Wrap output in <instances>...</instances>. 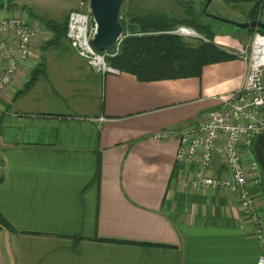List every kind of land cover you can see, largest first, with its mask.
<instances>
[{
	"label": "crops",
	"instance_id": "1",
	"mask_svg": "<svg viewBox=\"0 0 264 264\" xmlns=\"http://www.w3.org/2000/svg\"><path fill=\"white\" fill-rule=\"evenodd\" d=\"M38 1L0 0V19L36 30V55L0 94V216L12 229L0 227V264H256L264 192L248 167L252 148L241 158L256 224L237 193L193 188L199 166L177 162L176 138L155 137L204 122L221 108L214 97L241 88L253 33L216 27L213 42L236 60L143 83L96 74L66 37L44 49L52 34ZM5 65L0 55V73ZM36 68L44 72L20 92ZM203 173L228 174L221 159Z\"/></svg>",
	"mask_w": 264,
	"mask_h": 264
},
{
	"label": "built area",
	"instance_id": "2",
	"mask_svg": "<svg viewBox=\"0 0 264 264\" xmlns=\"http://www.w3.org/2000/svg\"><path fill=\"white\" fill-rule=\"evenodd\" d=\"M166 33L188 40L203 39L193 28L184 25ZM7 34L14 39V48L1 39V36ZM94 34L95 25L89 12L72 11L68 14L66 39L75 53L100 76L120 74L106 60L118 53L121 41L129 34H121L111 52H99L92 46ZM134 35L141 36L144 33ZM35 36L36 30L21 17L0 19V55L6 61L5 68L0 73V94L9 85L17 67L36 55L31 46ZM244 52L247 67L243 84L234 94L214 97L221 106L219 111L210 114L204 122L197 125L169 130L155 137L176 138L177 162L195 163L199 166L200 169L191 181L193 188H223L237 193L243 210L256 224L257 216L252 196L247 189L246 168L242 163L241 149L250 150L256 134L264 132V34L255 30L248 49ZM215 159L224 162L228 173L226 176L217 178L203 173L211 167ZM248 167L259 183L261 171L256 161L252 160ZM260 230L257 229V235L262 239L263 254L256 264H264V238Z\"/></svg>",
	"mask_w": 264,
	"mask_h": 264
},
{
	"label": "trees",
	"instance_id": "3",
	"mask_svg": "<svg viewBox=\"0 0 264 264\" xmlns=\"http://www.w3.org/2000/svg\"><path fill=\"white\" fill-rule=\"evenodd\" d=\"M228 3H249L247 12L249 20H259L264 9V0H225ZM123 5V2H122ZM183 7L184 17L181 19L167 17L162 14H143L129 17V31H141L144 35H129L123 38L118 53L107 58V63L120 73H127L135 77L138 82L148 83L164 80L186 79L200 77L202 68L207 65L229 62L237 59V56L228 53L213 42L216 31L211 25H205L200 21L191 4L186 2ZM121 13V12H120ZM120 16V14H119ZM44 27L52 34L44 44L48 46L58 44L66 37L67 19L62 21L43 20ZM122 28L126 25L119 18ZM178 25H184L198 31L206 42H192L176 35L157 32L170 31ZM249 34L254 29H246ZM261 34L263 31L257 30ZM157 33V34H156ZM115 45V44H114ZM114 45L107 51L111 52ZM44 72L42 68H36L30 73L29 80L23 90L28 89L35 79ZM264 192L263 183H261ZM0 227L12 231L11 227L0 216Z\"/></svg>",
	"mask_w": 264,
	"mask_h": 264
},
{
	"label": "rangeland",
	"instance_id": "4",
	"mask_svg": "<svg viewBox=\"0 0 264 264\" xmlns=\"http://www.w3.org/2000/svg\"><path fill=\"white\" fill-rule=\"evenodd\" d=\"M28 1V0H19ZM88 1L89 0H40L37 6L33 9L35 14L42 17V20H55L62 21L67 19L68 14L72 11H79L83 13H88ZM207 0H123V5L121 7V20L126 25V29L123 28L122 35H134L142 33L141 31L130 32L128 26L130 24L129 17L133 15H145V14H162L167 17L181 19L183 18L184 11L183 5L187 2L191 4L196 14L200 15V21L205 25H211L214 29L216 27L221 28L222 31H236L232 26L220 23L211 18L204 16L202 9ZM30 5V4H29ZM251 4L249 3H228L225 0H212L208 5L206 12L211 16H216L218 18L231 21L234 23H245L248 21L247 12L250 9ZM22 18V17H21ZM264 24V9L262 11V16L259 19ZM180 26V25H178ZM176 26L175 28H177ZM191 27V26H190ZM175 28L171 29L174 30ZM193 28V27H192ZM170 30V31H171ZM195 30V29H194ZM196 31V30H195ZM216 31V30H215ZM165 32H157L158 34ZM203 39L193 40L192 42H206V40L198 31H196ZM156 33V34H157ZM254 33V32H253ZM143 34V33H142ZM251 39V38H250ZM214 41V38H213ZM250 40L245 43L244 50L242 54L245 55V50L248 49ZM115 47V45H114ZM113 47V49H114ZM112 49V50H113ZM264 82V79H263ZM259 183L262 180V174L259 175Z\"/></svg>",
	"mask_w": 264,
	"mask_h": 264
},
{
	"label": "water",
	"instance_id": "5",
	"mask_svg": "<svg viewBox=\"0 0 264 264\" xmlns=\"http://www.w3.org/2000/svg\"><path fill=\"white\" fill-rule=\"evenodd\" d=\"M123 0H89L88 9L92 21L95 25V34L91 41L92 46L99 52L107 51L118 40L123 32L119 23V12ZM212 0H207L203 6L204 16L211 18L223 24L232 26L236 30L254 29L264 32V24L259 20H249L245 23H234L216 16H211L206 12L208 5ZM264 132L256 134L252 147L253 155L258 164L264 186Z\"/></svg>",
	"mask_w": 264,
	"mask_h": 264
},
{
	"label": "flooded vegetation",
	"instance_id": "6",
	"mask_svg": "<svg viewBox=\"0 0 264 264\" xmlns=\"http://www.w3.org/2000/svg\"><path fill=\"white\" fill-rule=\"evenodd\" d=\"M121 7H122V4H121ZM121 7H120V12H121ZM120 12H119V14H120ZM119 18L121 19V14H120Z\"/></svg>",
	"mask_w": 264,
	"mask_h": 264
}]
</instances>
